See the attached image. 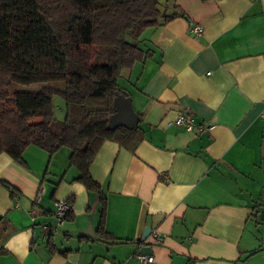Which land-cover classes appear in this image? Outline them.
Instances as JSON below:
<instances>
[{
    "label": "crops",
    "instance_id": "crops-1",
    "mask_svg": "<svg viewBox=\"0 0 264 264\" xmlns=\"http://www.w3.org/2000/svg\"><path fill=\"white\" fill-rule=\"evenodd\" d=\"M160 2L183 16L131 40L150 56L118 82L144 139L133 152L106 142L90 168L105 235L71 150L1 154L17 195L0 186V264H138L144 247L154 264H264V0ZM184 109L203 131L172 123ZM58 202L72 215L61 226Z\"/></svg>",
    "mask_w": 264,
    "mask_h": 264
},
{
    "label": "trees",
    "instance_id": "trees-1",
    "mask_svg": "<svg viewBox=\"0 0 264 264\" xmlns=\"http://www.w3.org/2000/svg\"><path fill=\"white\" fill-rule=\"evenodd\" d=\"M182 16L167 14L160 0H0V155L23 164L30 146L71 150L76 182L100 195L103 236L107 202L91 165L106 142L133 152L144 139L139 127L108 128L122 70L150 56L131 40ZM48 83L63 88L16 89ZM56 97L65 103L62 119ZM0 186L17 195L1 178Z\"/></svg>",
    "mask_w": 264,
    "mask_h": 264
},
{
    "label": "built area",
    "instance_id": "built-area-1",
    "mask_svg": "<svg viewBox=\"0 0 264 264\" xmlns=\"http://www.w3.org/2000/svg\"><path fill=\"white\" fill-rule=\"evenodd\" d=\"M190 33L193 37L199 38L203 35L204 29L201 25L194 24L190 28ZM172 123L177 127L184 128L188 132H193L196 127H199L201 131L204 130L203 126L196 125L195 118L188 109H184ZM41 195L42 191L40 190L35 197V204L39 203ZM69 211L70 207L67 203L58 202L56 204L55 216L58 220V226L64 223ZM150 237L159 243L164 241L163 235L157 232L152 233ZM137 261L138 264H154L155 258L150 255L138 253Z\"/></svg>",
    "mask_w": 264,
    "mask_h": 264
},
{
    "label": "water",
    "instance_id": "water-1",
    "mask_svg": "<svg viewBox=\"0 0 264 264\" xmlns=\"http://www.w3.org/2000/svg\"><path fill=\"white\" fill-rule=\"evenodd\" d=\"M140 122V118L136 115L131 98L127 93H117L115 98V112L110 118L109 130L114 131L117 128L124 127L130 131L134 130ZM85 233H90L84 231ZM151 234V230L147 229L144 238L146 239ZM93 235V234H92ZM141 254H150V247H144L140 251Z\"/></svg>",
    "mask_w": 264,
    "mask_h": 264
},
{
    "label": "rangeland",
    "instance_id": "rangeland-1",
    "mask_svg": "<svg viewBox=\"0 0 264 264\" xmlns=\"http://www.w3.org/2000/svg\"><path fill=\"white\" fill-rule=\"evenodd\" d=\"M44 86H53V87H57V88H63L62 84L48 83L46 85L34 84V85H31V86H16V89L19 90V91H34L35 92V91H39ZM54 102L56 104L57 115H58V117L60 119H62L64 117V114H65V110H64L65 103H64V100L59 98V97H56L54 99Z\"/></svg>",
    "mask_w": 264,
    "mask_h": 264
}]
</instances>
